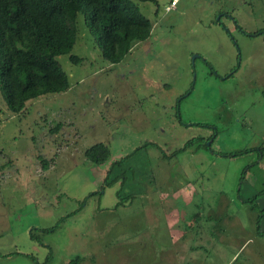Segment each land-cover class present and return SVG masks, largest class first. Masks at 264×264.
Returning <instances> with one entry per match:
<instances>
[{
	"label": "rangeland",
	"instance_id": "obj_1",
	"mask_svg": "<svg viewBox=\"0 0 264 264\" xmlns=\"http://www.w3.org/2000/svg\"><path fill=\"white\" fill-rule=\"evenodd\" d=\"M170 1L137 2L141 15L152 23L151 33L116 65L101 58L84 27L78 29L71 54L82 62L74 65L67 56L57 59L68 90L29 101L23 114L7 110L0 87V264H56L59 259L74 264L69 261L85 253L87 240L80 226L83 219L92 218L88 208L75 216V229L58 218L48 220L58 225L41 237V244L29 241L26 227L50 224L39 214L44 206L52 209V217L92 206L91 200L81 203L97 192L98 175L89 176L85 165L70 166L69 159L72 155L78 164L82 150L96 143L110 146L113 156L126 155L137 174L147 160L153 167L166 149L173 155L166 160L179 161L173 166L179 164L184 173L199 177L193 184L203 210L215 209L217 200H236L227 198L232 200L224 212L228 237L209 248L210 264H224L238 250L227 242L239 236L236 222L249 227L250 206L259 232H264V0H177L175 8L165 11ZM107 98L109 102L101 105ZM64 107L73 116L80 108V118L73 117V127L62 131L66 138L74 130L61 148L56 146L61 139L48 130L69 121L62 119ZM146 142L151 145L141 151ZM49 145L53 150L45 152L43 147ZM260 147L261 152L253 150ZM53 151L55 171L44 174L39 159ZM258 154L260 160L255 158ZM241 198L251 200L241 205ZM220 213L214 223H219ZM102 217L90 220L101 227ZM108 219L113 228L103 231L105 240L123 233L126 214L118 212ZM33 234L37 235L35 229ZM261 238L229 264H264ZM124 251L112 253L115 259L109 252L96 264L119 263ZM246 255L252 261L244 263Z\"/></svg>",
	"mask_w": 264,
	"mask_h": 264
},
{
	"label": "crops",
	"instance_id": "obj_2",
	"mask_svg": "<svg viewBox=\"0 0 264 264\" xmlns=\"http://www.w3.org/2000/svg\"><path fill=\"white\" fill-rule=\"evenodd\" d=\"M261 34L262 33L256 35ZM239 69L240 68L237 70L235 69V71L234 69L232 70L237 74ZM105 96L106 93L102 97L104 98ZM102 101H104V99ZM102 101L101 105L109 102L108 98L106 101ZM79 109L80 108H77L75 112L77 118H80ZM62 114H64L62 119H68L69 121L66 123H62V121L58 122L61 124V129L57 132V136L62 142L58 141L59 144L56 146H60L61 148H63V145L71 138L70 135L74 130H71L70 133H66V138L62 131H64L66 127H73L72 119L75 117L69 113L68 107L67 109L65 107L63 108L61 111V115ZM105 114L108 115L107 113ZM93 123L95 122L91 120V124ZM148 145L151 144L146 142L144 147L141 146L139 149L141 151H146ZM106 146L110 151V155L106 162L101 165H95L86 159L84 152L88 148L82 150V159L78 164L72 161V155L69 159L71 160L70 166L73 165L77 167L80 164L85 165L90 167L89 176L94 173L98 175V179L94 181L97 191H99L108 173L109 181H114L110 186L104 187L99 195L94 194L96 190L91 192L93 196L87 199L89 203L90 200L94 202L91 207L84 204L82 207L80 206V208L64 210L57 217H52V209L46 206L43 207L44 209H39V214L45 215V219L48 223H50V220L53 221V219L58 218L59 221L70 222V226H74V229L78 223V218L75 216L82 215L83 212H86V208L92 213L93 219H95L98 214L103 215L101 218L103 226L101 227L96 225L98 221L92 222L90 220L92 218L83 219L80 226V234L83 236L82 239L87 240L85 243L86 251L83 254H76L73 260L69 262H75L74 264H96V261L99 262L104 260L105 255L109 252H111V259H115V255L113 256L111 254L115 251L118 252L120 248H125L126 253L125 251L122 253H125L126 256H123L121 262H115L116 264H126L128 260L130 261L129 264H210V254L207 253L209 248L212 249L213 246L217 245L216 241L218 240L226 242L228 237L227 232L224 230L228 228V221L224 212L232 202V200L228 199L233 198H228L224 195L228 199L224 198L222 202L217 200L215 209L203 210V203H198L199 201L195 196V186L193 184L198 181L199 177L189 175L188 171L184 173L179 164L175 166L172 165L179 161L174 162L173 160L168 161L164 159L163 156L168 159L172 157V154L166 149L164 151L162 150V153L160 152L161 154L159 158L154 161L153 167H151V160H147L145 164L146 168L144 167L145 165L141 166L137 174L134 172L131 162H126V155L118 156L119 153H117L116 156H113L110 146ZM53 147L54 146L50 147L49 145V147L43 148L46 152L48 148L53 150ZM53 153H56V151L50 152L45 156V153H42L43 156L39 159L40 171L44 174H51L55 171L54 169L57 163H55L56 158L53 156ZM260 156L261 155L255 156V158H257L256 160H260ZM62 161L64 162L63 164L68 165L69 163V161ZM188 168L187 166V170ZM111 187V193L108 194L107 190ZM200 189L202 188L200 187ZM220 189H222L221 185ZM201 192L203 193L204 189H202ZM233 201L236 202L235 199H233ZM239 202L238 204L241 205L244 203L248 204L247 201H243L242 198ZM251 208L250 206V209H246V211H248L253 224L248 222L249 227H246L241 221L236 222L239 236H232L231 242H227L228 244H234L236 247L238 245V250L232 254L230 260H228V262L225 260L227 264H229L233 258L237 260L235 258H237L239 254H245L247 251L245 249L250 243L263 239L261 237L264 236V234H259V227L252 218L253 216L255 217V215ZM218 210H221L220 215H218L220 224L217 222L214 223L212 220L213 218L216 220L217 216L215 215ZM118 212L126 214V221H123V233L119 232L115 236H113V234L112 238L105 240L103 238V231H108L113 228L111 222L107 220H109L108 218H110V216ZM135 212H137L138 218H135ZM255 219H257V217H255ZM212 221L213 224L211 229L209 223ZM56 223L57 221L54 224H41V226L37 227L30 225L26 227V230H28L26 235L29 241L31 243L41 244L31 238L30 231L33 232V229H35L36 234L42 237L50 233H44L43 230L51 228L56 225ZM75 235H78V232H76ZM120 241H123L124 244L121 247L118 246V242ZM225 242H223V244L228 245L227 243L225 244ZM44 248H47V246ZM48 249L49 248L44 249V253L46 254L43 255V257H45V262H47L46 260L48 259ZM19 254L22 256L21 253ZM138 255L140 256L139 258L137 257ZM251 257V255H246L243 262L252 261ZM226 262L224 264H226ZM57 263L64 264L66 262L62 263L59 259Z\"/></svg>",
	"mask_w": 264,
	"mask_h": 264
},
{
	"label": "trees",
	"instance_id": "obj_3",
	"mask_svg": "<svg viewBox=\"0 0 264 264\" xmlns=\"http://www.w3.org/2000/svg\"><path fill=\"white\" fill-rule=\"evenodd\" d=\"M157 1L0 0V87L7 110L21 115L29 101L68 90V81L57 59L67 56L74 65L82 62L71 54L78 29L82 27L104 61L113 65L122 62L132 47L146 41L151 33L152 23L141 15L137 2L157 5ZM60 129L61 124L57 123L48 131L57 139ZM253 150L261 152L262 148ZM84 155L91 163L101 165L110 151L99 143L86 149ZM113 182L109 181L108 173L94 194L99 195ZM91 196L93 193L81 204ZM56 225L43 232L54 231ZM30 235L37 242L41 239L32 231Z\"/></svg>",
	"mask_w": 264,
	"mask_h": 264
},
{
	"label": "built area",
	"instance_id": "obj_4",
	"mask_svg": "<svg viewBox=\"0 0 264 264\" xmlns=\"http://www.w3.org/2000/svg\"><path fill=\"white\" fill-rule=\"evenodd\" d=\"M176 3H177V0H171L170 1V4L168 6H165L164 10L165 11L171 10L172 8H174V6L176 5Z\"/></svg>",
	"mask_w": 264,
	"mask_h": 264
}]
</instances>
